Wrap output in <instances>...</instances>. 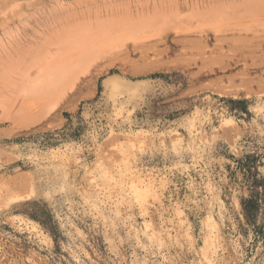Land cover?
Segmentation results:
<instances>
[{
  "label": "rangeland",
  "instance_id": "obj_1",
  "mask_svg": "<svg viewBox=\"0 0 264 264\" xmlns=\"http://www.w3.org/2000/svg\"><path fill=\"white\" fill-rule=\"evenodd\" d=\"M0 264H264V0H0Z\"/></svg>",
  "mask_w": 264,
  "mask_h": 264
},
{
  "label": "trees",
  "instance_id": "obj_2",
  "mask_svg": "<svg viewBox=\"0 0 264 264\" xmlns=\"http://www.w3.org/2000/svg\"><path fill=\"white\" fill-rule=\"evenodd\" d=\"M254 186L253 189L257 186V180L252 181V185ZM243 210L245 211V215L247 218H252L255 215V210L257 207V195L251 193L249 198L242 201Z\"/></svg>",
  "mask_w": 264,
  "mask_h": 264
},
{
  "label": "bare ground",
  "instance_id": "obj_3",
  "mask_svg": "<svg viewBox=\"0 0 264 264\" xmlns=\"http://www.w3.org/2000/svg\"><path fill=\"white\" fill-rule=\"evenodd\" d=\"M210 39V38H209ZM208 41V40H207ZM122 156V155H121ZM129 166V165H128ZM137 179V178H136ZM140 183H141V181H139ZM133 182L131 181V183H130V186H131V188H132V191L134 192V193H136V188H138V186H136L135 184H134V186H133V184H132ZM139 183V184H140ZM121 185V184H120ZM122 186V185H121ZM141 187H149V184L148 183H143V184H141L140 185V188ZM147 199V198H146ZM146 199H145V201H146ZM111 214V213H110ZM211 214V213H210ZM185 221V220H184ZM181 222V221H180ZM212 222V221H211ZM182 223V222H181ZM147 227V226H146ZM213 228H215L214 230H216V231H213V229H211V231H210V233H209V235H208V238H209V241H210V244H212V242H214L216 239H217V237H219V232H218V229H217V227L215 226V225H213ZM144 229H146V228H144ZM155 229V228H154ZM208 231H209V229H208ZM213 232V233H212ZM215 232V233H214ZM222 232V231H221ZM213 234V235H212ZM212 236H214V238H212ZM137 238V237H136ZM140 239V238H139ZM217 248V247H216ZM217 251V250H216ZM147 257V256H146ZM219 261V260H218Z\"/></svg>",
  "mask_w": 264,
  "mask_h": 264
}]
</instances>
